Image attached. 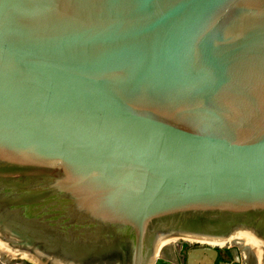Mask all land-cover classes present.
I'll return each instance as SVG.
<instances>
[{
	"label": "water",
	"instance_id": "water-1",
	"mask_svg": "<svg viewBox=\"0 0 264 264\" xmlns=\"http://www.w3.org/2000/svg\"><path fill=\"white\" fill-rule=\"evenodd\" d=\"M238 231L264 246V0H0V240L179 264Z\"/></svg>",
	"mask_w": 264,
	"mask_h": 264
},
{
	"label": "rangeland",
	"instance_id": "rangeland-1",
	"mask_svg": "<svg viewBox=\"0 0 264 264\" xmlns=\"http://www.w3.org/2000/svg\"><path fill=\"white\" fill-rule=\"evenodd\" d=\"M237 234H238V237H243L245 239V240H242L243 238H241V240L238 241L241 244H243L241 246V250L244 251L243 256L246 257V251H245L246 247L245 246L247 245L246 241L248 240V242H250V244L252 243V244L256 245L257 249L253 245L254 250H256V254H257L258 258L260 257V259H261V254L263 252V248L261 246H258V242L250 241V240H254V238H255L254 234L251 232H248V231H240L239 233L238 232L234 233L232 235V237L236 236ZM166 240H167V243H169V244H174V243L179 244L183 240H186V239L184 237H177V238H167ZM186 241H188V240H186ZM215 244H221V245H215ZM250 244H248V245H250ZM197 245L206 246L209 244H207V243L206 244L190 243V246H188V247L193 248V247H197ZM211 246L212 247L214 246L215 248L218 247L220 249L224 248L226 246L229 248H232L231 243H227V244L223 245L222 242L214 243ZM185 250H187V248H185ZM0 253L9 255L11 257H15L17 259L28 260L33 264H63V263L58 262L60 260H57L54 256H48V255L46 256V254L44 255V254H41L40 252H39V255H36L33 252L23 253V252H19L18 250H14V249L10 248L7 244L3 246V243L1 240H0ZM251 257L248 256V262L249 263H250V261H252Z\"/></svg>",
	"mask_w": 264,
	"mask_h": 264
},
{
	"label": "flooded vegetation",
	"instance_id": "flooded-vegetation-1",
	"mask_svg": "<svg viewBox=\"0 0 264 264\" xmlns=\"http://www.w3.org/2000/svg\"><path fill=\"white\" fill-rule=\"evenodd\" d=\"M240 231H238L239 233ZM238 237V234L234 237H232L230 240H228L227 242L223 243V245L230 243L234 238ZM166 240V239H165ZM167 243V240L165 241ZM193 243V242H190ZM200 244V243H198ZM202 244H206V243H202ZM214 244V243H213ZM215 245H221V244H215ZM188 244H178L177 247L175 246L174 249V254L169 255L171 258H176V260L179 262H181V264H186L187 259H186V254L189 250L193 249V248H197L199 247V245H197V247H193V248H189ZM185 248H187V250H185ZM221 250V249H220ZM223 254L228 257L226 262H230V263H235V257L233 255V250L232 248H229L228 250H222Z\"/></svg>",
	"mask_w": 264,
	"mask_h": 264
},
{
	"label": "bare ground",
	"instance_id": "bare-ground-1",
	"mask_svg": "<svg viewBox=\"0 0 264 264\" xmlns=\"http://www.w3.org/2000/svg\"><path fill=\"white\" fill-rule=\"evenodd\" d=\"M232 237V236H231ZM231 237L229 238V239H227V240H224V241H208V240H199V239H195V238H191V237H184L186 240H188L189 242H193V243H207V244H209L210 246L213 244V243H220V242H222V243H225V242H227L228 240H230L231 239ZM254 237H255V235H254ZM241 238H243V237H236V238H234L230 243H232V242H238V241H240L241 240ZM252 239V238H251ZM242 240H245L244 238L242 239ZM2 241V240H1ZM166 240H162L161 242H160V246H159V248H162L163 246H166V245H168L169 243H166L165 242ZM250 241H254V242H258V246H261L262 248L264 247L263 246V244L255 237L254 238V240H250ZM2 243L4 244V245H6V243L5 242H3L2 241ZM240 243V242H239ZM246 243H247V247L248 248H252V249H254V246L256 247V245H254V244H250V242H248V240L246 241ZM175 244V243H174ZM248 244H250V245H248ZM254 245V246H253ZM214 247V246H213ZM232 249H234V247H232ZM256 249H257V247H256ZM34 254H36V255H39V253L38 252H36V253H34ZM250 256V255H249ZM251 257V256H250ZM259 259H260V257H259ZM252 261H250V264H252L251 263Z\"/></svg>",
	"mask_w": 264,
	"mask_h": 264
},
{
	"label": "crops",
	"instance_id": "crops-1",
	"mask_svg": "<svg viewBox=\"0 0 264 264\" xmlns=\"http://www.w3.org/2000/svg\"><path fill=\"white\" fill-rule=\"evenodd\" d=\"M3 246H4V244H3ZM228 249H229V247H227V246L224 248H221V250H228ZM232 250L235 251L234 249H232ZM172 251L174 253V249ZM168 255H171V254H168ZM0 264H33V263H31L28 260L17 259L15 257H11L9 255L0 253Z\"/></svg>",
	"mask_w": 264,
	"mask_h": 264
}]
</instances>
